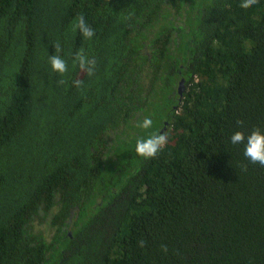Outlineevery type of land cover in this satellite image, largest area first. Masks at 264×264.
<instances>
[{
	"label": "trees",
	"instance_id": "obj_1",
	"mask_svg": "<svg viewBox=\"0 0 264 264\" xmlns=\"http://www.w3.org/2000/svg\"><path fill=\"white\" fill-rule=\"evenodd\" d=\"M240 3L0 0V264H264V167L230 143L264 132V0Z\"/></svg>",
	"mask_w": 264,
	"mask_h": 264
},
{
	"label": "clouds",
	"instance_id": "obj_2",
	"mask_svg": "<svg viewBox=\"0 0 264 264\" xmlns=\"http://www.w3.org/2000/svg\"><path fill=\"white\" fill-rule=\"evenodd\" d=\"M258 3V0H241L240 7L242 9H248L254 4ZM79 30L80 34L86 38L91 39L94 36V30L88 25L84 17L78 16L76 23L73 25V30ZM55 53H59L61 48L57 43L54 45ZM49 63L51 69L55 73L64 74L68 71V64L60 55L53 54L49 57ZM73 64L78 65L82 72L91 76L94 74L96 61L93 58H89L83 50H79L75 53L73 58ZM63 83V81H60ZM76 87H80L82 81L77 79L73 81ZM237 124L243 125V121L238 120ZM153 125V120L150 117H145L142 121L137 122V127L147 130ZM169 135L167 132H152L146 137H138L135 143V152L138 156L145 159L154 158L163 148L167 145ZM230 143L233 145L243 144L244 157L251 164H258L264 167V132L260 129H253L247 136L242 131H235L230 137ZM242 170L246 171L247 166H243ZM144 241L139 242V247L144 246ZM162 251H167L166 246H162Z\"/></svg>",
	"mask_w": 264,
	"mask_h": 264
},
{
	"label": "water",
	"instance_id": "obj_3",
	"mask_svg": "<svg viewBox=\"0 0 264 264\" xmlns=\"http://www.w3.org/2000/svg\"><path fill=\"white\" fill-rule=\"evenodd\" d=\"M182 89H183V80H180L179 82V86H178V92L181 94L182 92Z\"/></svg>",
	"mask_w": 264,
	"mask_h": 264
}]
</instances>
